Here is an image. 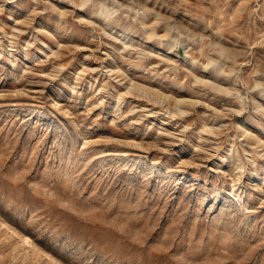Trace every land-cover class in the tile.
Returning <instances> with one entry per match:
<instances>
[{
  "label": "rangeland",
  "instance_id": "1",
  "mask_svg": "<svg viewBox=\"0 0 264 264\" xmlns=\"http://www.w3.org/2000/svg\"><path fill=\"white\" fill-rule=\"evenodd\" d=\"M47 253L264 264V0H0V264Z\"/></svg>",
  "mask_w": 264,
  "mask_h": 264
},
{
  "label": "bare ground",
  "instance_id": "2",
  "mask_svg": "<svg viewBox=\"0 0 264 264\" xmlns=\"http://www.w3.org/2000/svg\"><path fill=\"white\" fill-rule=\"evenodd\" d=\"M109 12H110V10H109ZM108 15H109V13H107ZM105 15V14H104ZM4 224V223H3ZM6 226H8L17 236H19V237H21L22 239H24V241H25V243L26 244H28V245H30L31 247H34L35 246V242H34V240L32 239V238H30L29 236H27V235H21V234H19L18 232H17V230H15L13 227H11V226H9V225H7V224H5ZM48 255H49V253H47ZM50 256V255H49ZM51 257V256H50ZM52 259H53V257H51ZM54 260V259H53ZM55 261V260H54ZM56 262V264H61L59 261H55Z\"/></svg>",
  "mask_w": 264,
  "mask_h": 264
}]
</instances>
